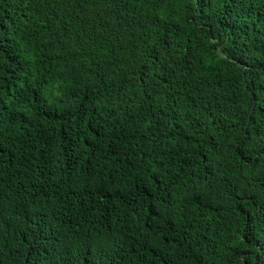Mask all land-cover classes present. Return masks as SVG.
Returning <instances> with one entry per match:
<instances>
[{"label":"trees","instance_id":"1","mask_svg":"<svg viewBox=\"0 0 264 264\" xmlns=\"http://www.w3.org/2000/svg\"><path fill=\"white\" fill-rule=\"evenodd\" d=\"M0 264H264V0H0Z\"/></svg>","mask_w":264,"mask_h":264}]
</instances>
